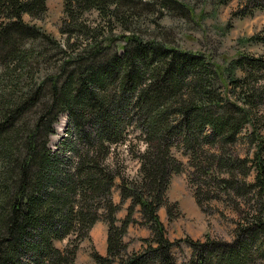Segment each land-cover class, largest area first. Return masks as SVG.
Returning <instances> with one entry per match:
<instances>
[{
	"label": "trees",
	"instance_id": "obj_1",
	"mask_svg": "<svg viewBox=\"0 0 264 264\" xmlns=\"http://www.w3.org/2000/svg\"><path fill=\"white\" fill-rule=\"evenodd\" d=\"M46 2L0 0V264H75L100 220L106 250L90 253L93 264L264 259V57L241 52L219 64L179 47L160 21L190 16L180 0H63L62 43L34 22L46 14ZM240 5L234 16L264 11V0ZM247 40L264 46V33ZM63 114L74 137L52 150L49 136ZM246 127L251 160L235 150ZM126 142L138 161L134 177L118 168L115 150ZM173 149L188 157V182L203 211L200 177L236 195L253 192L257 202L232 241L185 238L192 253L180 263L172 252L180 240L167 237L158 214L165 207L168 220L179 215L166 194L171 175L184 170ZM251 168L254 181L246 182ZM130 224L150 231L139 250L124 239Z\"/></svg>",
	"mask_w": 264,
	"mask_h": 264
},
{
	"label": "rangeland",
	"instance_id": "obj_2",
	"mask_svg": "<svg viewBox=\"0 0 264 264\" xmlns=\"http://www.w3.org/2000/svg\"><path fill=\"white\" fill-rule=\"evenodd\" d=\"M180 1L191 8L190 16L186 18L168 17L160 21L161 31L179 47L201 50L219 64H225L227 60L229 61L241 52L264 57V46L247 40L251 35L264 33V11L238 17L234 16L233 12L242 7L240 5L242 0H224L225 3L222 0ZM46 4V14L34 22L63 43L65 37L58 32L59 22L63 15V0H47ZM95 14V12H91L89 17L94 19ZM25 19L28 20L29 18L25 16ZM68 128L71 127L68 124L67 116L63 114L54 125V133L49 136L48 146L52 150L63 146L64 139H66L65 141L73 139L74 130L71 128V132H69L67 131ZM249 130V127L244 129L242 134L245 137L238 141L235 150L239 157L251 160L254 147L248 143L246 138ZM260 132L264 135V128ZM129 142L117 145L115 151L118 153L117 161L120 165L118 168L123 169L124 175L134 177L137 173L138 161L132 157L126 146ZM135 142H138L137 139L133 141V143ZM65 152L68 154L69 151ZM173 152L184 163V170L171 175L166 194L170 202H176V208L173 209V212H179V215L168 220L165 207L159 208L158 214L165 226L167 237L171 240H180L172 250L177 262L180 263L189 259L192 253L191 248L183 241L185 238L188 237L194 241H204L206 238L232 241L237 223L257 208V202L253 192L244 193L243 196L238 194V196L234 190L224 191L215 185V181L207 184L206 182L211 179L200 177L202 179L198 183L200 185L199 196L203 200V208L205 209L203 211L199 208L194 197L195 185L191 186L188 182V174L192 170L187 165L188 157L177 149H173ZM237 175L238 178H242L239 171H237ZM197 176L198 174H193L194 178ZM254 177L255 170L251 168L245 180L246 182H253ZM119 181L117 178L111 189L112 199L116 203L120 200ZM207 194H211V197L216 196V198L205 199ZM262 201H264V197ZM129 203L130 200L127 199L117 212V218L121 219L125 216ZM135 210L134 217L139 219L138 206ZM88 233L89 239L83 240L79 245L75 264H93L90 253L94 250L105 254L107 236L105 222L101 220L95 222ZM149 235L150 231L146 226L130 224L124 239L128 242L129 250H139L143 244L142 239L149 237ZM66 241H56V245L62 247ZM256 264H264V259H258Z\"/></svg>",
	"mask_w": 264,
	"mask_h": 264
}]
</instances>
